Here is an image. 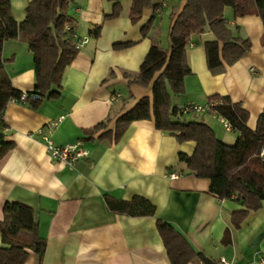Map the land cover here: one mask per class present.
I'll return each instance as SVG.
<instances>
[{"label":"crops","instance_id":"obj_1","mask_svg":"<svg viewBox=\"0 0 264 264\" xmlns=\"http://www.w3.org/2000/svg\"><path fill=\"white\" fill-rule=\"evenodd\" d=\"M29 1L10 0L16 21L24 18ZM238 1H248L250 10L238 14L226 7L224 16L236 35L249 38L250 49L233 64L212 72L204 49V42L214 38L212 32L193 36L186 48L190 73L184 78V91L175 94L169 89L170 103L177 107L204 104L214 95H226L248 111L247 125L254 129L264 109V22L251 0ZM120 2L119 14L106 18L111 1L72 0L71 23L89 39L64 67L60 95L44 99L35 109L10 100L0 116V140L13 142L0 155V219L5 202H16L20 212L33 216L46 243L41 258L29 251L23 264H171L157 219L171 224L196 251L220 264L222 260L264 264V201L239 227H233L232 212L242 206L211 193L210 180L195 176L178 159L179 152L193 153L194 142H177L157 129L152 119L130 122L118 140L113 133L103 135L113 132L116 119L141 97L152 98L151 84L132 83L127 75L138 72L152 42L169 50L170 28L184 5V0H164L155 11L145 8L141 19L132 23L131 0L126 8ZM151 17L143 36L141 28ZM94 25H100L97 35L92 32ZM117 42L132 44L116 49L113 44ZM1 55L12 86L33 91L35 61L26 40L19 34L5 40ZM183 116L202 119L226 143L235 140L236 132L224 129L214 113ZM59 117L54 127L49 126ZM100 122L105 127L86 132ZM43 136L60 145L81 141L88 155L71 163L52 159ZM170 173L178 176L172 178ZM106 195L116 199L144 196L156 210L151 216L114 213L106 207ZM227 229L230 242L224 243Z\"/></svg>","mask_w":264,"mask_h":264},{"label":"trees","instance_id":"obj_2","mask_svg":"<svg viewBox=\"0 0 264 264\" xmlns=\"http://www.w3.org/2000/svg\"><path fill=\"white\" fill-rule=\"evenodd\" d=\"M72 0H30L25 16L16 21L11 13L10 0H0V116L10 100L19 101L22 91L12 86L10 76L4 68L1 55L5 40L22 36L35 61V82L31 92H25V102L37 108L44 99L56 98L61 93V78L64 67L74 59L76 49L67 37L64 24L71 23L69 7ZM112 10L106 18H112L121 10L120 0H109ZM164 0H131L129 18L138 22L145 8L155 11ZM248 1L238 0H184V5L175 16L169 31L170 48L164 50L152 42L138 72L128 74L129 81L141 86L151 84L152 98L141 97L131 108L123 112L115 122L113 133L118 140L128 124L134 120L152 119L157 129L174 136L177 142L192 141L195 144L191 155L179 152V161L197 177L210 180L209 191L218 198H230L242 209L232 212L231 224L239 227L250 211L260 209L264 201V159L259 155L264 146V109L259 114L254 129L247 125L248 111L229 96L214 95L212 111L229 121L235 140L226 143L218 138L212 127L202 119H187L179 107L170 103L169 89L175 94L184 91V78L190 73L186 59V48L193 36L211 31L214 38L204 42L206 64L212 72L231 65L250 49L248 37L236 35L228 26L224 16L226 7H233L238 14L250 10ZM255 12L264 22V0H251ZM152 17L141 32L144 36ZM73 25V24H72ZM100 25H94L92 32L97 35ZM131 42L114 43L113 47L123 48ZM159 73V74H157ZM2 125V120H0ZM105 127L100 122L86 130L93 133ZM0 155L13 147V142L0 140ZM109 211L130 216H151L155 205L146 197L134 195L130 199H116L105 196ZM156 226L171 264H187L198 260L201 264H220L196 251L188 240L168 222L157 219ZM0 264H23L29 251L39 258L44 254L45 239L37 231V222L31 214L25 215L16 202H5L0 219ZM230 242L227 229L222 238Z\"/></svg>","mask_w":264,"mask_h":264},{"label":"built area","instance_id":"obj_3","mask_svg":"<svg viewBox=\"0 0 264 264\" xmlns=\"http://www.w3.org/2000/svg\"><path fill=\"white\" fill-rule=\"evenodd\" d=\"M64 30L66 31L67 37L72 41L74 47L76 49H79L83 44H85L89 37L87 35H79L75 29L72 23H65L64 24ZM189 44H191L189 42ZM25 92H23L20 96L19 101H23L25 99ZM215 101L211 100L210 102L200 104L197 102H189L184 104L183 106L179 107V112L181 114H187V113H194V114H203V113H214L212 111V106L214 105ZM216 114V113H214ZM217 115V114H216ZM218 116L219 121L222 123L224 129L231 130V124L228 120H226L222 116ZM62 117L57 118L56 120H53L49 123V126L54 127L58 121H60ZM44 141V147L46 150V153L49 155L50 158L59 160L66 163H71L74 160L85 157L88 155V150L85 149L82 146L81 141H75L72 143H66V144H56L50 137L43 136ZM259 155L262 159H264V146L260 148ZM170 177L174 178L177 177V173H170ZM223 264H227L226 261H221Z\"/></svg>","mask_w":264,"mask_h":264},{"label":"rangeland","instance_id":"obj_4","mask_svg":"<svg viewBox=\"0 0 264 264\" xmlns=\"http://www.w3.org/2000/svg\"><path fill=\"white\" fill-rule=\"evenodd\" d=\"M121 1L123 2V5H124L125 8L127 7L126 5H128V4L130 3V0H121ZM223 128H224V127H223ZM229 132H230V131H226L225 133L230 134Z\"/></svg>","mask_w":264,"mask_h":264}]
</instances>
